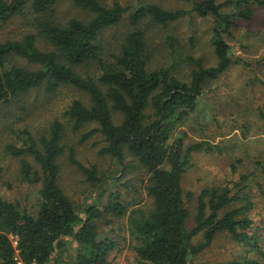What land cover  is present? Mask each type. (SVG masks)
<instances>
[{
	"label": "trees",
	"instance_id": "obj_1",
	"mask_svg": "<svg viewBox=\"0 0 264 264\" xmlns=\"http://www.w3.org/2000/svg\"><path fill=\"white\" fill-rule=\"evenodd\" d=\"M72 1L90 16L62 23L55 18L57 0H0V24L31 3V12L37 15L34 26L52 47L41 49L34 33L0 40V105L33 89L53 93L69 85L83 91L89 99H75L63 117L74 132L94 126L81 140L101 134L98 154L112 158L120 169L115 177L95 164L81 163L71 148L69 159L81 169L93 192L91 198L75 200L60 184V158L67 146L64 121L54 119L39 138L28 129L14 130L22 144L8 143L6 152L19 159L21 178L39 185L38 208L32 213L0 194V264H17V255L26 264H111L120 241L101 234L102 221L110 218L126 219L122 228L126 226L131 236L136 264H195L192 257L224 232L252 248L227 264H264V221L256 226L251 213L258 202L251 183L247 184L250 176L245 173L234 184L204 187L196 195L193 211L189 201L195 192L184 185L193 156L216 148L222 152L223 146L213 143L211 134L188 141L187 133L180 130L197 112L207 88L210 91L208 85L237 62L229 36L252 18L255 6H264V0H183L192 4L196 15L212 20L210 44L216 57V64L208 66L203 59L187 56L193 66L188 80L177 75V61L168 67L150 66L147 38L140 26L147 18L161 26L173 24L187 10L143 2L134 6ZM126 14L132 28L115 48L106 46L102 34L119 25ZM19 59L26 65L16 63ZM129 158L148 176L142 181L150 199L148 208L111 187L131 189L122 181L133 167L127 163ZM257 165L264 172L262 162ZM3 170L0 163V182ZM105 193L106 201L100 205ZM200 234L203 238L195 244Z\"/></svg>",
	"mask_w": 264,
	"mask_h": 264
},
{
	"label": "rangeland",
	"instance_id": "obj_2",
	"mask_svg": "<svg viewBox=\"0 0 264 264\" xmlns=\"http://www.w3.org/2000/svg\"><path fill=\"white\" fill-rule=\"evenodd\" d=\"M217 1L223 3L227 0ZM102 2L106 5L119 2L122 5L134 6L140 2L155 3L168 9L187 10L186 16L167 26L157 25L149 18L141 23V29L147 38L152 68L168 67L177 61L175 69L178 71L177 75L188 80L193 66L185 60L187 56L203 59L204 64L208 66L216 64V57L210 44L212 20L196 15L190 2L183 0H102ZM30 4L23 13L0 24V40L19 39L27 33H34L37 35L38 46L43 50H50L52 47L34 26L37 15L31 12ZM55 9V18L62 23L72 17L87 19L90 16L76 7L72 0H57ZM241 24L233 30V35L229 36L237 62L220 79L208 85L210 91L207 88L197 112L180 127V130L187 133L188 141L193 138L206 139L207 134L214 135L213 143L221 144L223 151L218 152L216 148L211 153L194 154L184 185L187 191L195 192L189 201L194 211V207L197 206L196 195L204 187L234 184L241 180L242 174L247 173L251 179L247 184L251 183L254 200L258 202L251 212L257 226L262 224L261 219L264 221L262 174L264 172L257 165L258 162H262L264 166V6H255L252 18ZM131 28L129 15L126 14L119 25L102 34L103 43L115 48L121 37ZM16 63L26 65L23 59ZM93 69L94 67L88 71L92 73ZM79 70L83 74L87 72V69ZM75 99L87 101L89 98L83 91L64 85L53 93H47L45 89H33L10 103L0 105V163L4 169L0 194L7 199L20 202L22 207L32 213L38 208L39 185L25 182L19 175V159L11 157L6 152L8 143L22 144L14 130L28 129L39 138L47 133L54 119L64 121L67 146L60 158V184L75 200L91 198L93 192L81 169L70 161L71 148L75 151L77 161L86 165L95 164L110 175L115 176L119 172L120 166L112 158L98 154L103 145L101 134L98 133L85 141L81 140L82 134L94 126L90 125L82 131L74 132L71 122L63 117L64 111ZM201 128L205 130L201 131ZM127 163L133 167L126 170L122 181L132 185L131 189L127 191L121 186L111 187L124 192L128 201L141 202L140 206L148 208L146 204L150 203V199L142 187V181L148 178L145 169L132 158H129ZM258 182L261 186H258ZM106 197L105 193V197L100 198V205L106 201ZM102 222V236H117L120 241L117 250L111 254V264H136L131 236L126 226L122 228L124 222L113 218H110L109 222L107 219ZM190 225H194L193 220ZM262 235L264 236V231ZM202 238L200 234L195 239V244ZM124 241L126 243L122 246ZM251 249L248 244L239 243L224 232L219 234L209 247L192 257V260L195 264H227L249 254L247 251ZM262 262L264 263V256Z\"/></svg>",
	"mask_w": 264,
	"mask_h": 264
},
{
	"label": "built area",
	"instance_id": "obj_3",
	"mask_svg": "<svg viewBox=\"0 0 264 264\" xmlns=\"http://www.w3.org/2000/svg\"><path fill=\"white\" fill-rule=\"evenodd\" d=\"M16 260H17V264H26L19 255H17ZM31 264H37V263H31Z\"/></svg>",
	"mask_w": 264,
	"mask_h": 264
}]
</instances>
